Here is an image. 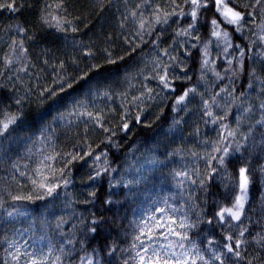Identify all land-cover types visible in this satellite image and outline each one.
Instances as JSON below:
<instances>
[{"label":"trees","instance_id":"obj_1","mask_svg":"<svg viewBox=\"0 0 264 264\" xmlns=\"http://www.w3.org/2000/svg\"><path fill=\"white\" fill-rule=\"evenodd\" d=\"M9 2L0 0V119L5 114L20 118L0 137V264H14L9 256L15 251L8 247L11 240L26 241V247H43L45 252L51 241L57 249L54 255H60L63 242L64 251H71L61 256V264H89V260L91 264H133L134 252L129 249L138 234L134 222L141 220L145 209L158 207L164 199L172 208L182 209L177 219L187 214V222L194 227L178 230L186 231L201 255L210 260L211 250L230 243L227 235L234 240L239 235L237 222L228 228L231 217L221 223L217 213L233 205L241 167L248 169L251 181L239 222L247 228L241 239L248 243L241 248L246 259L232 264H246L247 259L261 264L264 241L256 243L264 236V124L257 123L264 117V42L258 38L257 27L262 20L260 5L255 0H236L240 10L256 16L254 21L246 17L243 34L228 28L233 44H240L245 55L239 57L235 48L225 53L214 41L209 46L210 67L223 78L207 71L202 80V51L211 39V12L197 25L194 35L200 37L198 41L175 35L187 27V17L178 23L172 17L168 25H156L155 31L145 32L141 39L136 35L141 14L150 19L157 4L171 11V0H152L151 5L139 8L142 0H15L17 11L4 6ZM177 2L183 4V0ZM133 11L137 12L135 20L130 15ZM45 16L67 18L77 31L65 26L67 30L59 32L42 22ZM164 49L177 57L175 64L163 57ZM185 49L192 55H183ZM158 56L173 64L170 73L179 77L173 83L175 92L164 91L159 96L157 81L144 78L154 75L151 69ZM5 57L13 59L12 66L5 65ZM110 59L117 63H109ZM240 59L242 72L237 64ZM22 67L24 71H19ZM186 74L191 79H184ZM147 87L154 89L151 99L146 96ZM188 88H195L197 94L174 112L175 98ZM222 88L228 92H220ZM142 94L145 100L133 103ZM214 96L217 104H211ZM205 100L213 116L224 119L213 123L205 114ZM87 112L101 115L103 127L111 131L104 132L82 114ZM125 120L128 132L120 127ZM229 130L235 132L234 137L227 136ZM237 143L243 145L239 151H235ZM214 146H228L223 166L218 163L223 152H213ZM90 148L94 150L91 157L66 163L69 153L82 154ZM209 154L217 159L210 160ZM96 155L101 159L94 162ZM45 156L55 157L48 163L57 170L64 168L70 183L52 196L35 199L32 184L21 172L35 175L32 170ZM97 170L100 177L90 179ZM178 172H187L197 182L177 176ZM137 180L134 186L124 187ZM21 193L32 195L34 202L14 203L12 196ZM17 208L26 215L10 219L8 212ZM68 239L74 243H66ZM209 240L214 241L211 246ZM22 258L19 264H25Z\"/></svg>","mask_w":264,"mask_h":264},{"label":"snow or ice","instance_id":"obj_2","mask_svg":"<svg viewBox=\"0 0 264 264\" xmlns=\"http://www.w3.org/2000/svg\"><path fill=\"white\" fill-rule=\"evenodd\" d=\"M152 0H142V4L137 5V7H142L144 4L151 5ZM172 10L167 11L162 9L159 4H157L154 9L150 19L143 18V14H141L139 22H138V31L136 35L143 39V34L147 32L149 35L151 32L155 31V26L160 25H168L172 17H177L176 20H172L173 23H178L179 20L184 19L185 17L190 18L187 27H181L180 30L175 32L177 37H190L195 40H199L200 37L198 35H194V32L197 30V25L203 18V16L211 12L212 16L209 21L210 24V36L211 39L208 40L207 43L204 44L202 51V60H201V79H204V73L207 71H212L218 78H223L220 76L219 72L215 71L214 67H210V51L209 46L213 44L215 41L216 47L223 46V51L227 53L229 49L235 48L239 50V57H244L245 49L240 46V44H233L232 41V32L228 30L229 26L234 30L235 33L243 34V29L246 26V17H251L254 21L256 16L254 12L251 11H242L240 7L236 4V0H183V4L178 3L177 0H171ZM255 5H260V15L262 17L261 23L257 25L259 28V40L264 42V3L262 0H255ZM11 11H17L18 7L15 4V0H11V2L4 5ZM185 6L188 7V10L185 11ZM132 18L135 20L137 18V12L133 11L130 13ZM54 21V23H53ZM42 22L49 27L56 28L59 32H65L68 26L71 28L73 32L77 31V28L72 25V21L67 18H61L59 16H52L51 19L48 17H42ZM127 42V41H126ZM15 43V42H14ZM176 43V41H173ZM137 45H133V50ZM183 47V44H181ZM191 47L195 48L196 45L193 44ZM15 51V49H14ZM21 54H23V44L20 45ZM86 55H91V53H85ZM183 55L191 56V51L185 49ZM163 57H169V59L176 63V56H169L168 49L163 50ZM4 63L6 66L10 67L13 65L14 61L11 57H5ZM109 63L115 64L116 60L110 59ZM183 63L182 61L180 62ZM214 64V61L212 62ZM229 65L233 64V60L229 59L227 61ZM173 64L167 63L163 58L159 57L153 61V67L151 71L154 73L152 76L145 75V79H153L157 81V84L160 88V92H157L156 95L159 96L162 92H175L176 88L173 87V83L179 77H176L170 73V69L173 68ZM237 64L239 65V71H243V60H237ZM63 67V65H61ZM181 71H186L184 67L180 68ZM231 70V69H229ZM19 71H24V68H20ZM255 73L253 72V75ZM83 78V77H82ZM184 79H191L190 76L185 75ZM261 84H264V81H261ZM68 88L72 87L71 82L67 85ZM248 87L251 88L252 84L249 83ZM65 89L62 88L61 91ZM154 89L151 87H147V98H153ZM220 92H228L227 88H222ZM220 92L216 93V95H220ZM197 94V90L195 88H188L182 94L178 95L175 98L173 111H179L180 106L186 104L190 95ZM55 95V93H53ZM202 95V94H201ZM229 96L232 95L231 92L228 93ZM243 95V94H242ZM145 95L142 94L139 97H135L133 103L136 101L143 102L145 100ZM17 104H20V100L16 101ZM211 104H217L215 96L212 98ZM205 114L209 117H212V122L217 123V120H222L224 117H216L213 116V112L211 110V105L207 100L204 101ZM261 108H264V102L261 103ZM245 111H250V109H245ZM83 115L89 116L98 127L103 128L104 132H110L111 130L103 127L102 124V116L99 114L93 115L91 112L82 113ZM18 114H5L2 119H0V137H3L5 133L8 132L11 125H14L19 119ZM136 121L139 123L140 115L136 116ZM239 122V121H238ZM176 123H179L177 120ZM257 123L264 124V117L261 120L257 121ZM121 130L124 132L129 131V124L125 120L124 123L120 125ZM224 129H227V125H222ZM115 135L114 132H112ZM227 136L234 137L235 132L232 130L227 131ZM223 140L224 137L222 136ZM247 137H245V140ZM243 147L242 144L237 143L235 145V151H239ZM93 149H89L88 152L82 154H73L69 153L70 159L66 161L67 164H71L73 161H84L87 157H91L93 153ZM223 152V155L219 157L218 163L223 166L224 165V157L227 156L228 146H214L213 152ZM105 159H106V154ZM54 156H45L43 160L40 161L39 165L34 168L32 171L35 175H27L24 172H21L22 176H25L26 179L32 184V191L35 193V199H45L46 196H52L57 192L61 187L67 188L70 181L65 177L64 168H60L57 170L52 167L48 161L54 160ZM101 159L100 155H96L94 157V162L99 161ZM210 160H216L217 157L215 155L209 154ZM27 167V165H25ZM46 170V171H45ZM103 171H108L107 168L103 169ZM215 169H213V172ZM70 175V173H69ZM101 171L97 170L95 172V176L90 175V179H97L100 177ZM177 176L186 177L191 180V183L195 184L197 181L192 179L187 172H178ZM64 177L63 179H61ZM139 181H128L124 183V187H132ZM236 183L238 187V194L236 195L235 201L231 207L221 208L217 213L219 220L221 223H224L225 217H231V221L228 222L227 227L233 228L234 225L232 221L237 222V231L239 233L238 237L235 238L233 235L229 234L225 237L227 241L230 243H226L223 245V249H214L211 250V258L210 260H206L203 255H201L199 248L193 243L188 236L186 231H179L178 229H190L194 227L193 224L187 222V214H184L183 219H177L176 213L182 212L181 208H172L168 205L167 199H164L163 203L158 207H152L150 209H145L141 220L139 222H134L136 230L138 234L134 236V241L129 249L130 252H134V255L130 257L133 264H198L202 262V264H211V261H219V264H232V261H242L246 258L242 255V245L248 243V241L241 239L247 228L244 226H240L239 222L241 220V216L244 212V206L247 202L248 198V190L249 185L251 183L250 176L248 173V169L246 167H241L238 172V177L236 178ZM91 196H95V192L89 193ZM13 202H34V197L32 195H24L17 194L12 196ZM110 202V201H109ZM159 202H154V204H158ZM160 213V215H157ZM13 215H26L25 212L21 211L19 208L15 209L12 212H8V216L12 217ZM208 223H212L211 220ZM95 232V228L92 229ZM45 238L41 237V241ZM187 241V244L185 243ZM234 241V242H233ZM264 241V236H260L257 239L256 243L258 245ZM138 242V243H137ZM68 244L74 243L73 240L68 239L66 241ZM214 241L209 240L208 244L211 246ZM27 242L24 244H20L16 240L8 241V247L10 249H15L14 252H10L9 256L14 264H19L20 257L26 256L27 259L25 264H61V256L68 255V253L64 251L63 242L58 249L60 255H54V252L57 251L55 245L48 241L47 243V252L44 251L43 247H32V251H27ZM24 249V251H21ZM231 253V256L228 254ZM259 259V257H256ZM7 264V262H6ZM89 264H91V260H89ZM125 264H128V261H125ZM246 264H252V259H247ZM264 264V261L261 262Z\"/></svg>","mask_w":264,"mask_h":264},{"label":"rangeland","instance_id":"obj_3","mask_svg":"<svg viewBox=\"0 0 264 264\" xmlns=\"http://www.w3.org/2000/svg\"><path fill=\"white\" fill-rule=\"evenodd\" d=\"M157 215H160V213H157ZM18 216H20V215H13L12 217H9L10 219H14V218H16V217H18ZM22 244V243H21ZM21 251H24V249H21ZM27 251H32L30 248H27ZM25 258V259H24ZM24 258H22L23 260H26L27 259V257L26 256H24Z\"/></svg>","mask_w":264,"mask_h":264}]
</instances>
